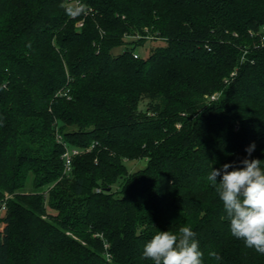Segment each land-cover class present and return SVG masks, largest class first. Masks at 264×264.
I'll use <instances>...</instances> for the list:
<instances>
[{"label":"trees","instance_id":"1","mask_svg":"<svg viewBox=\"0 0 264 264\" xmlns=\"http://www.w3.org/2000/svg\"><path fill=\"white\" fill-rule=\"evenodd\" d=\"M79 1L0 0V264H154L183 226L202 264H264L206 179L264 161V0Z\"/></svg>","mask_w":264,"mask_h":264},{"label":"clouds","instance_id":"2","mask_svg":"<svg viewBox=\"0 0 264 264\" xmlns=\"http://www.w3.org/2000/svg\"><path fill=\"white\" fill-rule=\"evenodd\" d=\"M85 10L84 5L66 9L70 16H77ZM255 148L246 149L249 156ZM241 169L228 171L230 164L222 169H211L207 181L215 188L227 217L231 235L244 241L245 246L264 254V168L259 159H244ZM222 179L217 183V177ZM196 233L189 226H183L177 234L170 231L157 232L145 244L143 257L154 264H202L204 253L199 249ZM220 257L217 255L216 259Z\"/></svg>","mask_w":264,"mask_h":264},{"label":"rangeland","instance_id":"3","mask_svg":"<svg viewBox=\"0 0 264 264\" xmlns=\"http://www.w3.org/2000/svg\"><path fill=\"white\" fill-rule=\"evenodd\" d=\"M163 44L161 41H151V42H146L141 48H139V54L143 55V56H148L150 55L156 46ZM125 49L124 46H120L114 49L115 53H120ZM146 103V100H144L141 103V107H144ZM145 165V160H132L128 162V167L130 170H135L138 168H141ZM4 213V212H3Z\"/></svg>","mask_w":264,"mask_h":264},{"label":"built area","instance_id":"4","mask_svg":"<svg viewBox=\"0 0 264 264\" xmlns=\"http://www.w3.org/2000/svg\"><path fill=\"white\" fill-rule=\"evenodd\" d=\"M71 1L74 2L75 7H78V6L81 5V2L79 0H71ZM77 25L81 27L83 25V22L80 21V22H78ZM261 32H262L261 40L264 41V25L262 27ZM137 56L138 55L136 54L135 57H137ZM212 98L215 99L216 96H213ZM59 139L61 140V137H59ZM78 153H79V150H77V149H72L70 147H67L66 148V150H65V152L63 153V156H62L64 158V161H65V172L66 173H70V171L72 169L73 158ZM98 190H100V189H98ZM4 209H5V206H3V209L2 210H4ZM1 212L2 211L0 210V214H1Z\"/></svg>","mask_w":264,"mask_h":264}]
</instances>
